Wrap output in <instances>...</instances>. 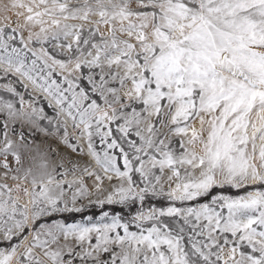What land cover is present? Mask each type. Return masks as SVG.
<instances>
[{
    "label": "snow or ice",
    "instance_id": "6c2138e0",
    "mask_svg": "<svg viewBox=\"0 0 264 264\" xmlns=\"http://www.w3.org/2000/svg\"><path fill=\"white\" fill-rule=\"evenodd\" d=\"M0 264H264V0H0Z\"/></svg>",
    "mask_w": 264,
    "mask_h": 264
}]
</instances>
